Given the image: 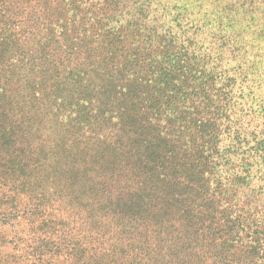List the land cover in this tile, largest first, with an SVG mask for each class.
Returning a JSON list of instances; mask_svg holds the SVG:
<instances>
[{
    "label": "trees",
    "instance_id": "16d2710c",
    "mask_svg": "<svg viewBox=\"0 0 264 264\" xmlns=\"http://www.w3.org/2000/svg\"><path fill=\"white\" fill-rule=\"evenodd\" d=\"M246 2L215 7L192 46L221 77L243 73L264 24V3ZM113 5L0 0V264H264L242 178L219 171L235 167L222 134L249 127L230 80L217 89L170 35L112 29Z\"/></svg>",
    "mask_w": 264,
    "mask_h": 264
},
{
    "label": "rangeland",
    "instance_id": "374dc122",
    "mask_svg": "<svg viewBox=\"0 0 264 264\" xmlns=\"http://www.w3.org/2000/svg\"><path fill=\"white\" fill-rule=\"evenodd\" d=\"M112 1L116 0H108V2ZM119 1L126 4L122 11L114 5L105 11V15L113 11L110 17L112 29L120 30L124 27L128 35L138 33L143 36L158 33L170 35L179 43L173 48L182 52V47L188 46L189 52L197 56L195 57L197 60L203 61L205 71L216 76L215 78H220L216 82L217 89L220 87L221 90L222 86L228 84L227 81L230 80L231 85L227 87V91L230 92L227 106L231 107L232 111L244 107L247 115L244 122L249 124V127L243 129L238 121L235 127H232L230 131L227 130L226 134H222L221 141L218 143L220 165L227 164L228 167L231 165L235 167L233 171L227 172L220 166L219 171L224 176L242 178L236 198L240 202L239 207L248 212L253 230L262 232L264 246V187L259 185L260 182H264V24L261 26L256 24L258 29L254 28V33L248 32L249 54L243 62L246 64L243 73L239 72L237 67L221 77V71L226 68L223 63L214 61V58L205 55L203 51L194 50L192 46L196 42L200 45L208 44L209 35L215 31L212 26L207 25L211 22L209 17L219 16V14L211 15L210 13L215 7L222 8L226 2L232 0ZM250 2L252 4L250 9H252L256 3L262 4L264 0H247L246 5L249 6ZM125 18H133L134 21L127 26L123 21ZM138 18L146 24L140 25ZM263 21L264 18L260 20V23ZM236 62L238 60L232 62L227 68H233L237 65ZM216 105L217 103H214V106ZM229 118H231L230 124L233 123L236 114H230ZM212 158L218 157L213 155ZM179 160L183 161L182 155L179 156Z\"/></svg>",
    "mask_w": 264,
    "mask_h": 264
}]
</instances>
